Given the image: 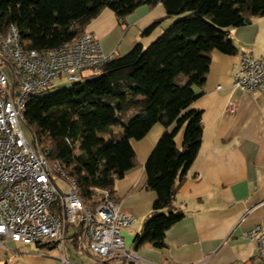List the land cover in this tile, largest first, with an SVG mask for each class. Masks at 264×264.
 <instances>
[{"label": "trees", "instance_id": "1", "mask_svg": "<svg viewBox=\"0 0 264 264\" xmlns=\"http://www.w3.org/2000/svg\"><path fill=\"white\" fill-rule=\"evenodd\" d=\"M142 4H160L175 18L148 44L136 43L98 73L31 95L23 115L49 158L65 164L84 201L92 187L114 192L115 180L137 164L130 139L162 124L144 163L146 185L157 197L134 237L135 248L146 242L162 248L167 228L184 216L174 201L201 142V111L190 108L201 92L192 86L205 79L212 50L235 53L229 28L264 16V0H0V32L14 24L28 47L49 49L79 37L106 7L123 25ZM161 21L140 34L149 35ZM117 125L122 129H113ZM180 128L179 148L174 137ZM72 240L79 243L78 233Z\"/></svg>", "mask_w": 264, "mask_h": 264}, {"label": "crops", "instance_id": "2", "mask_svg": "<svg viewBox=\"0 0 264 264\" xmlns=\"http://www.w3.org/2000/svg\"><path fill=\"white\" fill-rule=\"evenodd\" d=\"M174 18L167 17L160 4L151 8L142 4L122 25L106 7L85 31L99 38L105 52L121 56L138 42L148 44ZM157 19H162L160 24L142 36L141 31ZM229 38L235 53L212 50L205 79L192 86L201 92L190 105L201 111V142L174 201L184 216L165 231V247L156 248L147 242L134 247L135 234L150 215L157 197L146 185L144 169L147 156L164 130L162 124L156 123L141 139H130L137 164L113 186L123 211L134 218L122 228V234L125 244L137 255L135 261L111 259L97 263L82 240L78 243L71 238L67 241L72 255L66 253L65 246L62 250L56 244L4 240L0 243V264H232L251 258L255 243L247 238V232L255 225L264 227V89L241 93L231 87L242 52L264 59V16L229 28ZM230 98L237 101L234 113L225 110ZM173 127L171 124L168 129ZM182 133L180 128L174 137L179 148ZM63 253L66 260L62 259ZM86 257L90 263H85Z\"/></svg>", "mask_w": 264, "mask_h": 264}, {"label": "built area", "instance_id": "3", "mask_svg": "<svg viewBox=\"0 0 264 264\" xmlns=\"http://www.w3.org/2000/svg\"><path fill=\"white\" fill-rule=\"evenodd\" d=\"M115 56L89 31L43 50L28 47L14 24L0 32V243L56 244L63 250L66 240L78 233L97 263L137 259L122 234L134 218L123 211L115 192L92 187L91 197L84 201L65 164L52 161L49 148L34 136L28 139L24 130L28 125L23 112L31 95L53 86L54 78L76 82L84 73H97ZM231 88L241 93L263 90L264 59L242 52ZM236 109L237 101L228 99L226 112ZM247 238L255 243V254L232 264H264V227L253 226ZM62 259L66 260L64 253Z\"/></svg>", "mask_w": 264, "mask_h": 264}, {"label": "rangeland", "instance_id": "4", "mask_svg": "<svg viewBox=\"0 0 264 264\" xmlns=\"http://www.w3.org/2000/svg\"><path fill=\"white\" fill-rule=\"evenodd\" d=\"M126 52H128V51H126ZM98 73V72H97ZM85 77H89V76H85V73H84V78ZM52 83H53V86H54V88H57V87H62V86H67V85H69L70 84V82L68 81V80H66V79H64L63 77H61V78H59V77H57V78H54L53 80H52ZM24 130H25V134H26V136L28 137V139H31L32 138V134H31V131L30 130H28V127H24ZM78 148H79V145L77 144V150H78ZM59 183V185H60V187L62 188V189H64L65 188V186L64 185H62V183L61 182H58ZM71 231H68V233H67V237H69L70 235H71ZM69 244H68V241L66 240V243H65V247H66V253L69 255V254H71L70 253V251H71V249L69 248V246H68ZM72 252V251H71ZM72 255V254H71ZM81 256V255H80ZM71 257V256H70ZM86 261H85V263H90L91 261L86 257V258H84Z\"/></svg>", "mask_w": 264, "mask_h": 264}]
</instances>
